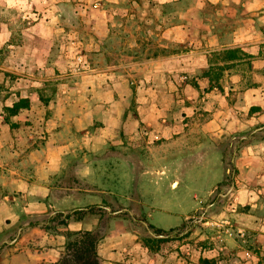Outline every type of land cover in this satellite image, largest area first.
I'll list each match as a JSON object with an SVG mask.
<instances>
[{"label":"crops","instance_id":"crops-1","mask_svg":"<svg viewBox=\"0 0 264 264\" xmlns=\"http://www.w3.org/2000/svg\"><path fill=\"white\" fill-rule=\"evenodd\" d=\"M77 1L0 0V264H55L66 232L85 230L99 233L100 264H264V0H193L218 12L203 9L199 29L168 25L165 49L142 60L124 45L117 61L106 59L116 14L104 4L118 0ZM84 2L87 36L63 30L64 7L77 23ZM177 26L179 52L168 48ZM229 48L243 58L211 59ZM222 66L217 81L204 74ZM193 169L200 204L172 226L155 221L170 212L146 199L149 184L177 187ZM90 206L100 220L50 221ZM138 222L168 240L150 250Z\"/></svg>","mask_w":264,"mask_h":264},{"label":"rangeland","instance_id":"rangeland-1","mask_svg":"<svg viewBox=\"0 0 264 264\" xmlns=\"http://www.w3.org/2000/svg\"><path fill=\"white\" fill-rule=\"evenodd\" d=\"M82 2L78 0L77 2ZM85 5H80L81 13L78 14L79 20L78 24L73 21L76 18L75 14H72L71 7H64L62 11V19L60 27L63 30L77 28L79 25L81 32L83 25L85 23L81 18H85L88 14V7L86 2ZM104 7L110 9L111 12L116 14L115 19L111 22V38H109V53H107V58L110 61H117L121 58V49L125 45L131 50V55L137 60L149 57L154 53H157L165 49V37L162 35V31L172 23L176 25H181L182 27L188 26L190 28L200 27L199 15L203 12V9H208L205 12L215 13L218 12L216 6H205L201 9L197 3L193 0H176L174 4H155L152 0H118L117 3L111 5L104 4ZM85 10V11H84ZM167 14H169V19L167 20ZM185 14H193L198 19L190 20L186 22L184 19ZM230 18V17H229ZM25 19H29L27 15ZM223 26L230 27L231 21H223L220 23ZM83 34L87 36V29H83ZM175 40L168 43L170 51H183L187 48V42L183 41L181 31L179 26L176 27ZM66 38V37H65ZM85 40L87 39L84 37ZM74 41V40H71ZM65 42V41H64ZM71 43V42H70ZM69 43L65 44V50ZM69 46L74 47V56L82 55L81 52H76V45L69 44ZM6 48L5 46L2 47ZM167 48V47H166ZM79 49V48H78ZM224 52L217 55H212L211 59H220V56H224ZM89 57L87 56V59ZM245 61L248 62L247 57ZM210 72H214L211 70ZM211 73V74H212ZM233 149L231 146L225 148V160L227 166L229 167L228 176L231 179L233 164H231ZM205 186L203 177L200 173H197L195 169L190 170L186 174V181L177 187H168V181L152 184L148 186L146 199L153 203V205L162 206L167 209L170 213L166 214L163 212H154L155 221L162 223V225L172 226L174 223L179 222L183 216L190 213L196 205L200 204V201L205 195ZM196 196V197H195ZM124 215V214H121ZM196 216V215H195ZM195 216H190L188 220H194ZM139 219L143 218L141 215ZM196 219V218H195ZM144 220V219H143ZM199 222V221H198ZM198 222H196L197 225ZM137 230L142 232V240L148 237L159 238L165 237L164 235H154L150 228H147L145 224L138 222ZM179 233L175 231L173 234L177 236ZM184 234L177 236L175 239H181ZM167 237V236H166ZM168 238V237H167ZM165 242V241H164ZM164 242L155 241V239L148 242L147 247L150 250H156L163 245Z\"/></svg>","mask_w":264,"mask_h":264},{"label":"trees","instance_id":"trees-1","mask_svg":"<svg viewBox=\"0 0 264 264\" xmlns=\"http://www.w3.org/2000/svg\"><path fill=\"white\" fill-rule=\"evenodd\" d=\"M224 59H242L244 53L239 48H229L224 50ZM225 67H219V71H214L212 75H210L211 68L205 71L204 74L211 76V78H215L216 81L220 77L221 72ZM25 102L23 100H19L15 102L12 107L7 108V111L14 114L18 111L20 107H23ZM105 211L102 208H98L96 206H90L87 210L84 209H76L69 213H55L50 221L57 220L59 224L65 225L68 220L75 219L80 220L88 215H96L100 220ZM154 235H166L170 231H166L160 228H155L152 225H148ZM67 241L64 246V250L60 255V258L55 264H100L99 256L97 254V245L100 239L99 233L92 230L85 231H77V232H66ZM155 239L158 242H164L168 240L167 237H159V238H145L143 242L145 245H148V242Z\"/></svg>","mask_w":264,"mask_h":264},{"label":"built area","instance_id":"built-area-1","mask_svg":"<svg viewBox=\"0 0 264 264\" xmlns=\"http://www.w3.org/2000/svg\"><path fill=\"white\" fill-rule=\"evenodd\" d=\"M77 61L82 62V59L80 58V56L77 57ZM226 233L227 234H234V235L238 236L241 239V242H245V240H246V236H245V233L243 231L233 230V228L228 227L226 230ZM246 254H248V252H246Z\"/></svg>","mask_w":264,"mask_h":264},{"label":"water","instance_id":"water-1","mask_svg":"<svg viewBox=\"0 0 264 264\" xmlns=\"http://www.w3.org/2000/svg\"><path fill=\"white\" fill-rule=\"evenodd\" d=\"M233 185V184H232ZM146 227L148 228V226L146 225Z\"/></svg>","mask_w":264,"mask_h":264}]
</instances>
